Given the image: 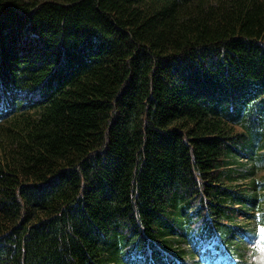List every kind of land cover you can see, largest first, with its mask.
<instances>
[{"label": "trees", "instance_id": "1", "mask_svg": "<svg viewBox=\"0 0 264 264\" xmlns=\"http://www.w3.org/2000/svg\"><path fill=\"white\" fill-rule=\"evenodd\" d=\"M236 146L264 147V0H0V264L229 245Z\"/></svg>", "mask_w": 264, "mask_h": 264}, {"label": "rangeland", "instance_id": "2", "mask_svg": "<svg viewBox=\"0 0 264 264\" xmlns=\"http://www.w3.org/2000/svg\"><path fill=\"white\" fill-rule=\"evenodd\" d=\"M264 165V162H262ZM258 165V166H262ZM256 167V165L254 166ZM238 172H246L247 168H239ZM254 170H256L254 168ZM261 175L262 172H258ZM236 230L240 232L244 231V235L241 236L237 234L234 241L238 244L239 248H229L231 254L221 246H217L218 243L216 239L206 242L201 241L195 245L194 248H187L185 243H182L181 247L185 250V255L182 258L175 261L176 264H249L253 259L256 260V264H264V237L259 234L254 233L257 230L256 227L252 225V221L239 219L236 224H234ZM257 249V250H256ZM256 250V251H255ZM256 252V254H255ZM256 256V257H254ZM141 262L143 259L137 257ZM255 264V263H254Z\"/></svg>", "mask_w": 264, "mask_h": 264}]
</instances>
